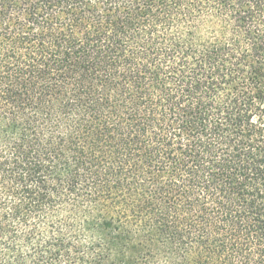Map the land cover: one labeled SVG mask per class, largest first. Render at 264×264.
Wrapping results in <instances>:
<instances>
[{"label": "trees", "instance_id": "16d2710c", "mask_svg": "<svg viewBox=\"0 0 264 264\" xmlns=\"http://www.w3.org/2000/svg\"><path fill=\"white\" fill-rule=\"evenodd\" d=\"M0 264H264V0H0Z\"/></svg>", "mask_w": 264, "mask_h": 264}]
</instances>
